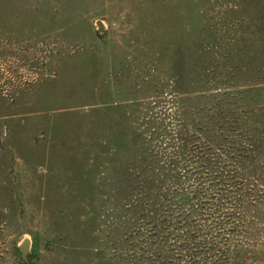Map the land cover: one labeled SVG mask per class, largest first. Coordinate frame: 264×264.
Listing matches in <instances>:
<instances>
[{
  "label": "rangeland",
  "instance_id": "obj_1",
  "mask_svg": "<svg viewBox=\"0 0 264 264\" xmlns=\"http://www.w3.org/2000/svg\"><path fill=\"white\" fill-rule=\"evenodd\" d=\"M181 126L245 148L217 263L264 264V0H0V264H131Z\"/></svg>",
  "mask_w": 264,
  "mask_h": 264
},
{
  "label": "trees",
  "instance_id": "obj_2",
  "mask_svg": "<svg viewBox=\"0 0 264 264\" xmlns=\"http://www.w3.org/2000/svg\"><path fill=\"white\" fill-rule=\"evenodd\" d=\"M184 130L167 132L166 152L157 153L162 170L143 177V201L132 197L125 206L130 233H145L139 247V239L130 242L131 264H218L217 242L235 231L233 217L245 200V148L222 136L210 140L197 127Z\"/></svg>",
  "mask_w": 264,
  "mask_h": 264
},
{
  "label": "water",
  "instance_id": "obj_3",
  "mask_svg": "<svg viewBox=\"0 0 264 264\" xmlns=\"http://www.w3.org/2000/svg\"><path fill=\"white\" fill-rule=\"evenodd\" d=\"M96 23L98 25V29L102 30L103 29L102 22L100 20H98ZM28 246H29V240L27 238L23 239L20 246H19L22 257H25L27 250H28Z\"/></svg>",
  "mask_w": 264,
  "mask_h": 264
}]
</instances>
